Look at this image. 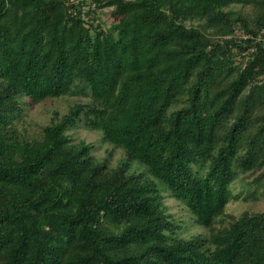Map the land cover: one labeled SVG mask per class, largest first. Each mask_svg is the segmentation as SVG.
<instances>
[{"label": "trees", "instance_id": "trees-1", "mask_svg": "<svg viewBox=\"0 0 264 264\" xmlns=\"http://www.w3.org/2000/svg\"><path fill=\"white\" fill-rule=\"evenodd\" d=\"M244 189L264 199V0H0V264H264V210L225 213Z\"/></svg>", "mask_w": 264, "mask_h": 264}, {"label": "rangeland", "instance_id": "rangeland-1", "mask_svg": "<svg viewBox=\"0 0 264 264\" xmlns=\"http://www.w3.org/2000/svg\"><path fill=\"white\" fill-rule=\"evenodd\" d=\"M96 19L94 20L95 24L100 23L105 27H109L110 24L113 22V19L110 16L109 9H104L102 10V12H97ZM74 101L75 98L68 97L59 100L47 101L38 104L32 108L26 107L25 115L26 119L30 120L31 122L30 129L37 131L38 127L44 126L48 123L51 117V113L54 110H58L59 112L63 113L66 111L67 105ZM72 137L76 142L84 141L85 143L92 144L93 146H95L94 154L99 159L103 158L106 154V151L111 149L110 145L102 143L100 134L95 131H87L81 128L72 133ZM122 157L123 152L121 150H116L114 152L112 162L116 163ZM233 188L235 190L234 193H237L240 189V185L235 184ZM243 191L244 193L241 195L239 200H230V202L227 204L225 209L226 214L234 217H239L244 212H260L264 210V199H250L245 201L243 199V195L245 194L246 189H244ZM164 201L169 207V211L175 217V219L184 222L183 226H185L187 230L186 237L205 232L204 229L193 225L190 214L182 204L177 201H174L173 199L168 198H166Z\"/></svg>", "mask_w": 264, "mask_h": 264}]
</instances>
